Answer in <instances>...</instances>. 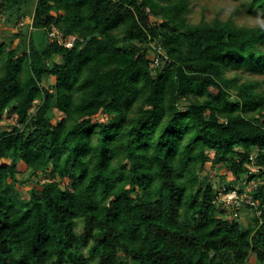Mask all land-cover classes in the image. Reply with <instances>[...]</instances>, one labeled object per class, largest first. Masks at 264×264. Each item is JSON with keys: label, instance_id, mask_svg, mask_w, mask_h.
I'll return each mask as SVG.
<instances>
[{"label": "trees", "instance_id": "obj_1", "mask_svg": "<svg viewBox=\"0 0 264 264\" xmlns=\"http://www.w3.org/2000/svg\"><path fill=\"white\" fill-rule=\"evenodd\" d=\"M191 2L0 0L18 38L0 39V124L17 122L0 126V264H264V220L216 201L264 176L262 83L226 74L264 75V30L192 24Z\"/></svg>", "mask_w": 264, "mask_h": 264}, {"label": "rangeland", "instance_id": "obj_2", "mask_svg": "<svg viewBox=\"0 0 264 264\" xmlns=\"http://www.w3.org/2000/svg\"><path fill=\"white\" fill-rule=\"evenodd\" d=\"M251 3V0H192L191 6H190V12L188 13V20L190 23L195 24L199 23L201 20L206 21H212L216 18L222 19V20H228L231 19L234 23L238 25H246V26H258L257 22L255 20V17L257 15H260L262 19H264V16L257 12H249V5ZM239 4L238 7L236 5ZM30 7H33L31 5ZM32 9V8H31ZM21 21L25 22V26H23L24 30L29 29L32 30L31 24H32V10L28 12L27 15L23 16L20 21L18 22V25ZM17 23V22H16ZM14 22H7L6 18L2 16V20L0 22V39L4 40L6 42H10L13 40L14 44L18 43V38L13 37V34L17 32V24ZM228 77H234L237 76L240 78V82L244 81H255L258 80L262 83V87L260 90H264V75H259L252 73L245 69L240 70H228L226 72ZM54 81V78H50L49 83H52ZM45 85H48V82L45 83ZM57 114H59L57 112ZM17 124L16 117L15 116H6L5 119L1 122L0 126L3 128H9L12 125ZM20 167V174L19 179L23 181L24 185L19 186V189L23 195H28L27 190L32 186V181L29 179V174L23 171V164H19ZM218 172L219 175L215 174L214 172ZM206 173H214L212 177L213 185L216 187H219L220 184H223V182H231L233 181L232 176L228 173V171L224 168L221 169H214L210 171V166H207L205 170L202 172V175H205ZM236 184V183H234ZM249 212V211H248ZM249 213H243L242 214V226L247 224V221H249ZM96 261H93V264H95ZM247 264H258L255 261V257L253 255H250V258L247 261Z\"/></svg>", "mask_w": 264, "mask_h": 264}, {"label": "built area", "instance_id": "obj_3", "mask_svg": "<svg viewBox=\"0 0 264 264\" xmlns=\"http://www.w3.org/2000/svg\"><path fill=\"white\" fill-rule=\"evenodd\" d=\"M25 25L21 21L18 28ZM51 40H57L60 44L72 47L76 36H65L59 29L53 27L49 32ZM252 167L249 174L256 175L258 168L255 166V154L250 156ZM264 190V176H255L252 180L244 179L234 188L227 189L222 186L217 197L219 216L228 220L240 221L242 214L248 211L252 212L260 222L264 220V200L260 197V193ZM259 196H256L258 195Z\"/></svg>", "mask_w": 264, "mask_h": 264}, {"label": "clouds", "instance_id": "obj_4", "mask_svg": "<svg viewBox=\"0 0 264 264\" xmlns=\"http://www.w3.org/2000/svg\"><path fill=\"white\" fill-rule=\"evenodd\" d=\"M238 6H239V4L236 5V7H238ZM255 20H256V22H257L258 27H259L261 30H264V19H262L260 15H257V16L255 17Z\"/></svg>", "mask_w": 264, "mask_h": 264}]
</instances>
